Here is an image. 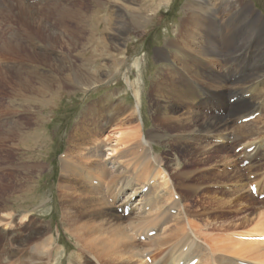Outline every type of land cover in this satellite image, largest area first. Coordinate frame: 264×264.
Listing matches in <instances>:
<instances>
[{
	"label": "bare ground",
	"instance_id": "obj_1",
	"mask_svg": "<svg viewBox=\"0 0 264 264\" xmlns=\"http://www.w3.org/2000/svg\"><path fill=\"white\" fill-rule=\"evenodd\" d=\"M0 1L5 7L4 16L10 20L19 16L21 24L28 31L34 28L44 43L48 41L52 45L61 39L51 33L44 35L40 21L25 3ZM54 1L55 6L53 3L40 6L69 41L74 42L85 12H79L76 7L58 6V0ZM114 2L120 3L119 6L102 7L100 3L92 10L88 44L94 45L90 47L93 53H100L99 48H102L104 54H101L112 60L117 71L125 61L113 59L116 55L109 52L108 45L118 49L117 42L122 37L147 21L144 14L149 7H158L167 0ZM186 6L187 14L178 26L179 34L171 43L176 52L171 53V57L165 53L160 57L172 64L164 68L167 73L158 74L160 77L154 82L153 128L144 133V117L140 115L142 74L140 61H137L134 63L137 77L132 80L126 74L125 81L137 100L132 112L138 113L139 118L127 115L122 105L109 107L102 103L103 112L109 115H80L60 159V201L55 210L62 216L64 233L74 241L73 253L67 254V248L58 244L61 236L58 228V239H55L51 228L36 216L39 225L30 224L27 234V264H188L192 260L195 264H264V241L260 240L264 238V209L244 219V223L251 226L249 230L239 231L240 227L234 226L216 229L218 233L213 234L206 232L207 229L201 231V227L210 224L196 225L193 213L183 205L185 196L197 197L199 183L212 180L214 183H209L208 188L231 187L230 191L215 192L230 197L241 191L244 174L263 169L264 15L255 12L252 4L244 0H190ZM69 21L74 24L72 27L67 25ZM6 25H10V21ZM96 28L106 33L96 36ZM1 31L3 28L0 30V65L19 64L21 67L22 64L15 63L11 52L21 47L17 42L21 37L14 40ZM0 71L4 70L0 68ZM85 74L71 71L70 80L89 82L102 76V70L96 65ZM49 83L43 78L40 84L44 88L37 89L36 93L45 95L52 91ZM57 89L59 93V86ZM230 98L234 99L233 103L229 102ZM180 109L183 112L178 113ZM133 120L138 123L126 128L125 124ZM105 130L109 132L106 135ZM160 141L181 157H187L181 166L194 163L197 167L183 171H178L180 166L173 168L177 167L178 159L154 153L153 143ZM222 144L224 147L235 144L252 147L250 153L246 149L241 152L242 161H247L243 170L236 164L237 169L231 172L223 168L217 171L222 166H233L240 157L232 156V160L229 156L219 157L225 151ZM170 163L172 173L167 171ZM32 164L27 165V177L32 170L42 169L40 163ZM211 170L220 173L210 175ZM196 172L202 173L193 179ZM244 185L248 188L254 185L256 195L263 193L264 186L245 179ZM54 196L51 207L53 202L57 203L58 196ZM247 196L253 197L251 193ZM232 200L213 197L210 204L225 214V208L217 206ZM202 216L201 212L199 217ZM11 218L10 214L0 216V227ZM9 223L10 227L11 221ZM60 247L64 255L59 257ZM151 255L149 262L147 257Z\"/></svg>",
	"mask_w": 264,
	"mask_h": 264
},
{
	"label": "rangeland",
	"instance_id": "obj_2",
	"mask_svg": "<svg viewBox=\"0 0 264 264\" xmlns=\"http://www.w3.org/2000/svg\"><path fill=\"white\" fill-rule=\"evenodd\" d=\"M8 1H10L9 3L16 1L19 4L23 2L29 8L31 7V14L40 21L44 35L51 33L55 36H61V39L57 40L55 44L51 42L52 45H50L47 43L48 41L44 43L41 41L42 38L34 32V28L30 30L32 32L30 34V31L21 24L19 16H16L13 20L4 16L2 12L5 7L1 6L0 1V30L1 28L4 30L1 32H5L4 35L7 36L11 35L14 40L17 36L22 39L19 38L17 41L21 47L11 50L14 60L17 61L15 63H20L22 66L19 67V64L18 66L0 65V68L4 70L0 71V216L5 214L12 216L11 220L8 219L4 222V226L0 227V264H27L28 229L32 224L39 225V222H36L37 217L45 226L51 228V234L55 239H58V228L61 233L58 244L67 248V254L73 253L74 241L64 233L62 216L60 211L55 210L60 201L58 196L61 176L60 159L65 154L69 134L80 115L108 114L103 112L102 103L110 105L109 107L116 104L122 105L123 111L127 115H136L139 118L138 113L134 112L133 114L132 112L137 100L132 87L128 86L125 81L126 74L132 80L137 77V69L134 64L137 61H140L142 74L140 81V115L144 117V133L147 134L148 130L150 131L153 128L152 115H156L155 98L152 92L154 82L161 74L167 73V70L164 71L163 69L171 67L172 64L168 60L160 59V57L164 53L171 57L176 52L171 43L179 34L178 26L180 27L181 20L187 14L186 5L190 0H167L166 3H162L158 7L152 5L148 9L149 11L144 14V16L147 14V17L144 18L147 23L142 24L141 28L131 29L124 37H119L121 40L117 42L118 49L114 50V46L110 47L108 43L109 52L116 55L113 59L116 58L119 62L122 59L125 61L117 71L112 60L102 55L104 54L102 48H99L100 53H93L90 47L94 45L90 46L88 44L89 25L94 15L92 10L100 3L102 7H106L108 4L114 5L115 0L57 1L58 6L76 7L79 12H85V20L77 28L74 42L69 41V37L61 32L60 27L56 26L52 18L47 17V13L44 12L45 9L42 8L45 3L51 4L56 1ZM244 1L250 2L255 12L264 15V0ZM53 4L55 6L56 3ZM119 4L116 3L115 5L119 6ZM262 20L263 18L260 21ZM9 21L10 25H6ZM67 25L72 27L74 24L69 21ZM103 32L105 30L102 31V29L96 28L95 35L100 36ZM68 43L70 45L67 47ZM118 50L122 51L123 54H120ZM27 51L35 52L36 55L27 53ZM96 65L101 68L102 76L93 78L89 82H82L81 80L71 82V71H77L85 76V73ZM43 78L45 82L51 83L49 85L50 90H52L45 95L36 93L37 89L44 88L40 84ZM27 80H29L28 85ZM58 81L60 84L57 83ZM56 84L57 87L59 86V93L56 91L58 90ZM107 98L111 103L113 102V105L107 103L109 102ZM233 100V98H230L229 102L233 103ZM179 112H183V109H180ZM206 114L209 115L210 112L207 111ZM131 123L128 122L125 126L132 127L138 123V120H133ZM125 126L119 128L123 129ZM128 126L126 128H129ZM108 130H105V135L109 133ZM160 142L153 143L154 153L167 156V159H178L177 167L171 163L168 165V172L172 173L173 168L178 169L179 166L178 171L197 167L194 163L190 166H181L184 161H187V157H181L174 149L166 146L164 142ZM235 145L226 146V148L224 147L225 144H222L225 151L218 155L226 158L229 156L228 159L230 160L233 159L232 156H240L235 162L233 161L235 165L233 164L231 167L228 165L222 166V163L218 162L217 164H221L222 167L217 168V171L223 168L225 171L231 172L237 169L236 164L242 170L247 166V161H242L243 155H241V152L246 149L245 151L250 153L252 147L245 148L244 146L237 147ZM219 157L217 161H219ZM189 160L193 161L190 158ZM32 163H40L42 169L32 170L29 177H27V165ZM170 166H173V168ZM217 171L211 170L209 173H211L210 175L220 173ZM252 171L244 174V179L249 183H256L263 187L264 166L258 172ZM200 173L202 172L192 173L193 179L200 177ZM244 179L241 182L243 185L239 187L241 191L237 195L224 197L215 194V192L219 193L223 190L230 191L231 187L218 188L211 186L208 188L209 183H214L210 180V182L199 183L200 189L197 192V197H184L183 205L195 216L192 217L193 222L198 226L206 223L210 224L209 227H201L203 228L201 231L204 232V229H207L206 232L215 234L218 233L214 231L216 229H228L234 226L240 227L239 231L251 229V226L244 223V219L248 215L264 209V187L263 193L260 195L251 192L253 197L250 199L247 196L250 193V187H245ZM187 185L193 186L192 183H187ZM245 195L246 197H244ZM53 196L55 198L58 196L57 203L53 202L54 206L51 207ZM213 197L222 198L224 201L233 198L232 202L217 206V208H225V214H221L223 210H215L216 207L210 204ZM201 212L203 216L199 217ZM173 213L174 211H172ZM10 221L12 225L9 227ZM43 224L42 227H44ZM222 234L219 233L218 235L221 236ZM149 235H151V232ZM61 247L59 257L64 255ZM68 248L70 249L68 250ZM150 257L152 258V255L147 257L149 262L151 261Z\"/></svg>",
	"mask_w": 264,
	"mask_h": 264
}]
</instances>
